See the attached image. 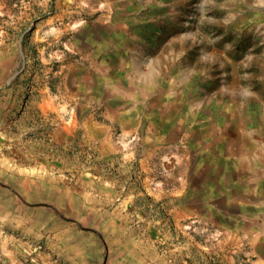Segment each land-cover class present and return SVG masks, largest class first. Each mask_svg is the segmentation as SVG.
I'll return each mask as SVG.
<instances>
[{"label": "rangeland", "instance_id": "obj_1", "mask_svg": "<svg viewBox=\"0 0 264 264\" xmlns=\"http://www.w3.org/2000/svg\"><path fill=\"white\" fill-rule=\"evenodd\" d=\"M0 264H264V0H0Z\"/></svg>", "mask_w": 264, "mask_h": 264}, {"label": "crops", "instance_id": "obj_2", "mask_svg": "<svg viewBox=\"0 0 264 264\" xmlns=\"http://www.w3.org/2000/svg\"><path fill=\"white\" fill-rule=\"evenodd\" d=\"M113 7L112 15L123 13V9L126 7L123 1L115 2L111 5Z\"/></svg>", "mask_w": 264, "mask_h": 264}]
</instances>
